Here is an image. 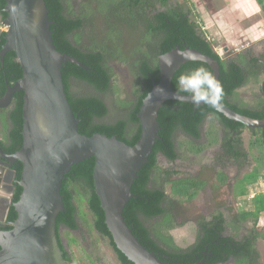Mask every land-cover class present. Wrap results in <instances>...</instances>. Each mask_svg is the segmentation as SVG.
Here are the masks:
<instances>
[{
    "label": "trees",
    "instance_id": "16d2710c",
    "mask_svg": "<svg viewBox=\"0 0 264 264\" xmlns=\"http://www.w3.org/2000/svg\"><path fill=\"white\" fill-rule=\"evenodd\" d=\"M48 17L52 23L50 31L52 33L53 44L57 51L76 59L82 67L74 64H65L62 67V82L65 87V94L69 106L75 116H77L79 134L91 137L94 134L105 135L116 139L132 147L136 144L140 135V126L137 114L143 98L151 90L154 84L159 82L158 57L168 53L174 48L183 50L189 48L200 52L219 65L218 81L222 85L223 98L220 103L229 107L234 112L254 119L264 120V99L253 108L246 107L237 100V90L246 85L250 80L256 81L257 74L251 73L247 67L246 54H238L237 59L229 61L221 60L214 52L212 43L206 38L199 28L190 4L187 1L178 2L173 9L169 7L170 0H98L96 10L91 5L85 3V20L93 19L97 12L102 17L114 15L118 12L119 17L128 15L125 21L128 23L127 39L137 37L135 26H141L145 30V36L135 41L130 46L122 45V38L115 35L116 30L105 31V37L101 42L92 41V48H88L84 43L79 28L84 27V22L78 17L72 16V5L70 0H44ZM257 4L264 12L263 0H256ZM126 4V6H125ZM159 5V10L155 16H149L154 11V5ZM5 1L0 0L1 23L6 15L2 12ZM126 7L127 9H123ZM139 9L138 11H136ZM148 13V19L143 26L138 23L137 15ZM124 13V14H123ZM91 19V20H92ZM154 20V22H153ZM94 22V20H93ZM145 26H148L146 30ZM158 33V38L154 41L152 36ZM5 32L0 34V48L4 44ZM155 39V38H154ZM90 41V40H89ZM126 42V41H124ZM153 42V43H152ZM124 47V48H122ZM112 63L127 64L137 75L135 98L131 102H122V107L126 113L113 122H104L108 116V108L103 97L110 90L112 82ZM205 67L203 63L190 62L182 66L174 75L171 83L173 91H177V78L182 73H188L197 67ZM22 77L20 65L17 63L13 53H7L0 63V97L4 94L7 86H12ZM80 85L90 93L75 95L72 92L73 86ZM183 93V92H181ZM190 95L189 93H184ZM11 105V154L16 153L22 144V104L23 94H15ZM206 121L212 126L215 123L224 133L223 142V162L233 160L238 170L246 165V159L239 150L233 152L229 142L233 132L241 133L243 125L234 123L222 115L215 112L210 106L203 105L194 107L191 104L168 101L158 112V140L149 157L148 164L144 165L137 174V179L131 187L132 198L128 201L123 210V219L127 227L131 230L137 241L149 252H152L161 262L167 264H224L230 258L236 260V264H244L257 261L258 255L254 247V242L258 239L264 242V228L256 230V224L260 213L264 212V193L258 194L251 200L252 210L239 211L235 215V222L243 223L252 220L255 225L246 237L240 242H235L234 237L227 236L226 222L221 212L215 214L210 221L199 219V233L195 242L186 249H180L175 244L169 231L173 230V207L183 202H192L207 185L200 177H190L184 179L171 180L169 192L166 193L164 186H153L150 184L151 174L157 166L158 155L163 156L169 163L175 162L180 151L184 159L189 156L199 157L204 149L212 148L219 143V132L209 126L202 133V127ZM192 139L186 144L175 143V134ZM260 139L256 141L254 147H260L264 157V129L259 130ZM205 136L206 144L195 145L197 140ZM257 132H253L256 136ZM262 139V140H261ZM255 142V141H254ZM239 141V145H240ZM18 177H20L21 166L19 165ZM93 168L94 160L91 158L71 167L65 175L60 194L63 198L64 212L56 218V235L59 247L63 252V258L69 264H76L75 260L68 255L61 243L59 228H65V236L69 238V233L78 228V209L76 200L82 198L84 206L88 212L92 229L101 236L109 240V245L114 249L118 257L117 264H132L122 254H120L111 239L105 226L104 214L100 208V203L94 193L93 188ZM264 170V165L258 170L252 171L242 179V187L236 190V194L244 196L246 193L243 184H253L259 179L260 171ZM217 180L220 185H224L227 176L217 172ZM264 180V177H263ZM21 193L18 188L13 201L16 202ZM16 215L12 210L9 220L14 221ZM153 222L154 227L149 224ZM244 225L241 226V229ZM11 227L7 228L10 230ZM253 237L252 240L249 238Z\"/></svg>",
    "mask_w": 264,
    "mask_h": 264
},
{
    "label": "water",
    "instance_id": "95a60500",
    "mask_svg": "<svg viewBox=\"0 0 264 264\" xmlns=\"http://www.w3.org/2000/svg\"><path fill=\"white\" fill-rule=\"evenodd\" d=\"M4 1L6 30L0 62L7 53H13L22 77L6 87L0 109L8 107L18 93L23 94V104L22 144L8 158L12 164L21 165V193L13 204L16 217L10 223L11 229H0V264H69L56 235V218L64 212L60 190L71 167L91 158L94 193L116 250L132 264H167L137 241L123 219V210L132 198L137 174L148 164L159 138L157 119L163 105L168 101L194 107L208 105H196L190 95L173 91L174 75L185 64L198 62L207 65L218 80V63L187 47L159 56V82L143 98L137 114L140 135L136 144L130 147L115 136L86 137L78 132L79 121L69 106L61 73L65 64L82 65L54 46L45 1ZM169 57L173 60L171 67L162 61ZM261 91L264 96V81ZM210 107L250 131L264 129V120L242 116L222 103L218 108Z\"/></svg>",
    "mask_w": 264,
    "mask_h": 264
},
{
    "label": "rangeland",
    "instance_id": "374dc122",
    "mask_svg": "<svg viewBox=\"0 0 264 264\" xmlns=\"http://www.w3.org/2000/svg\"><path fill=\"white\" fill-rule=\"evenodd\" d=\"M76 2L78 9L79 4L83 0H71ZM178 2L187 1L190 4L193 18L197 22L199 28L204 33L206 38L212 43V47L215 52L224 58L223 51L226 49L229 52V57L233 58L236 54L246 51L251 52L252 55H259L261 49L264 47V12L257 4L256 0H177ZM6 30L0 19V33ZM127 39V35H124ZM132 39V36L131 38ZM244 51V52H243ZM115 64L116 70H112V82L110 90L103 97L105 104L108 108V116L104 119V122H113L114 120L123 117L126 113L122 107V102H131L135 98L137 88L135 86L137 81V75L133 68L131 69L127 64ZM259 82L250 80L248 84L237 90V100L244 104L246 107H252L257 105L259 99L256 95L259 91ZM72 92L75 95L82 93H90L86 88H82L80 85L73 86ZM212 126L209 121H206L202 127V133L206 129ZM219 132V138L221 128L215 123L212 126ZM255 139V140H254ZM260 138L253 136L249 131L243 130L239 145V151L247 157L246 165L238 170L237 165L233 160L221 159V153L219 146L208 148L206 152L202 153L199 157H187L184 159V155L180 151V156L177 161L169 163L163 156L158 155L157 166L151 174L150 184L153 186H164L165 192H169L168 183L175 179H184L190 177H196L199 169H204V180L209 182V185L216 186L218 190L224 188V185L219 184V180L216 178V173L221 172L227 176L230 181V188L227 198H223L216 201L211 196V188H206L200 192L196 199L192 202H183L177 206L178 210H172L174 223L173 230L168 234L174 241V244L180 249H186L191 246L199 233L198 218H202L206 221H210L211 217L222 212L226 222L227 236L234 238H240L242 235H246L249 230L253 229L255 225L252 220L240 223L235 222V215L239 211L252 210L251 200L254 196L264 193V170L260 171L259 179L253 184H243L246 189L244 196L236 194V190L242 187V179L250 174L254 170H259L264 165V157L261 148L254 147L256 141ZM175 143L184 145L190 139L177 133L175 136ZM255 141V142H254ZM206 139L203 137L195 145L202 146L206 144ZM223 157V156H222ZM201 178V177H200ZM202 179V178H201ZM203 180V179H202ZM203 180V181H204ZM223 190V189H222ZM221 190V191H222ZM224 192L222 195L224 196ZM220 198V197H218ZM84 200L82 198L76 200L78 209L79 221L78 224L84 231H88L89 237L92 239L96 235L92 233V224L88 215V212L84 206ZM221 203L223 206H228L227 212L223 206L218 207L217 204ZM181 207V208H180ZM176 209V208H175ZM244 228L241 229V226ZM150 227H154V223L149 224ZM264 228V212L260 213L256 230ZM64 231V229L62 230ZM69 238L65 236V231L62 232V240L66 243L71 242L70 239L75 238L76 234L69 233ZM69 240V242H68ZM70 252L71 257L75 260L76 264H115L116 260L111 256L105 248H101L100 252L88 253L85 250L84 242L73 243L70 248L66 246ZM255 248L259 256L260 264H264V242L260 239L256 240ZM99 258V259H96ZM96 259V260H95ZM101 260L102 263L99 261ZM228 264H236V260H232ZM246 264V261L245 263Z\"/></svg>",
    "mask_w": 264,
    "mask_h": 264
},
{
    "label": "flooded vegetation",
    "instance_id": "af4514ba",
    "mask_svg": "<svg viewBox=\"0 0 264 264\" xmlns=\"http://www.w3.org/2000/svg\"><path fill=\"white\" fill-rule=\"evenodd\" d=\"M97 1L98 0H83L79 4L78 9H77L76 2L70 0L71 5H72V13H73L72 16L78 17L80 19L82 17V15L85 14V11H86L85 7L83 6L85 3H87V4L89 3L91 5V8L93 10H96L95 3ZM62 2H63V0H62ZM169 4H170L169 7L173 8V9L177 6L175 0H170ZM125 6H126V4H125ZM123 9L125 10L127 8L123 7ZM138 10L139 9H137L136 11H138ZM154 11H155V13L152 12L149 16H151V15L155 16L158 11H163V10H159V5L155 4L154 5ZM95 13L96 14L94 15L93 19L90 18L89 20L88 19L85 20L84 17L81 18L83 20L80 19L82 22H84V25H83L84 27L79 28V32H81V37H83V40H84L83 42L87 43L88 48L93 47L91 40L96 41V42H101L103 40V37H105V31L110 30L111 28L116 30L115 35L118 36V38L119 37L122 38V40H121L122 45L125 46V48L122 47V48H124V50L126 49V46L132 45V43H135V41H137L138 39H141L142 37L145 36L144 28L141 26H135L134 28H135V31L137 33L136 39H135V37H132V39H128V40H126L124 38V35L129 34L127 32V29L129 28L128 23L125 21V19H123V17H125V16L127 18L128 15H126L124 13H123L124 16H122V17L121 16L119 17L118 12H116L113 16L107 15V17H102L101 14H98L97 12H95ZM0 17H1V14H0ZM137 18H138V23L144 26L146 24V22H145L146 19H148V13L146 11H145V13L142 12V14H140L139 16L137 15ZM93 20H94V22H93ZM153 22H154V20H153ZM145 28H146V30H148V26L147 27L145 26ZM152 38L155 41L158 38V33L154 34L152 36ZM124 41H126V42H124ZM213 50H214V48H213ZM214 52H215V50H214ZM228 53L229 52H227L226 49L223 51L224 58H222V56H219L217 53L216 54L221 58V60L229 61L232 59H237L238 54H236L233 58H230ZM244 53L246 54V57H247L246 59L248 61L247 67H249L251 69V71H250L251 73L257 74L256 81L258 79L260 80L259 88H258L259 91H258V94L256 95V97H257V99H264V96H263L262 91H261V86H262V83L264 81V47L261 49L260 54L256 55V56H254L255 54L252 55L251 52L246 53V51H245ZM239 54H242V53H239ZM0 63H3V62H0ZM110 66L113 68V70H116L115 64H110ZM246 85H244V86H246ZM244 86H242V87H244ZM242 87H240V88H242ZM0 91H1V89H0ZM3 96H4V94L0 97V99ZM12 102L13 101L10 102L8 107L0 109V229L1 230H7V228L11 227L10 223L12 222V220H9V214L13 210V204L15 203L13 201V198H14V195H15L17 189L19 188V186H18L19 167L18 166L20 164L19 163L12 164L10 161H8V158H10L13 155L9 151V149L11 148L10 135H11V105H12ZM259 102L260 101H258V103ZM255 106L256 105H254L252 107L251 106L250 107L248 106V107L253 108ZM243 130L249 131L251 135H253V132H257L256 136H258L260 138V133H259L260 129L255 130V131H250L244 127L243 129H241L240 134H238L237 132H233L232 136L229 139V142L231 144V149L233 150V152H236L239 149V141H240V137H241ZM175 136H176V134H175ZM203 137L205 138V136L203 134H201V137L199 138V140H197V142H199L201 140V138H203ZM223 138H224V133H221L220 138H219V143L217 144V146H219V151L221 153V159H223V157H222L223 156V145L226 144L225 142H223ZM190 140L193 141L192 139H190ZM206 150L207 149H204L202 151V153L206 152ZM216 175H217V173H216ZM203 176H204V169H202V166H201V169H199L196 177H201L204 180ZM216 178H217V176H216ZM209 184L210 183L207 182V185L204 188V190L207 187L211 188V191H212L211 196L216 201H219L223 198H227L228 195L230 194V193H228L229 188H230V181L228 179L223 186L224 188H222L223 190L222 189L218 190V188L216 186H212ZM222 192L225 193L224 196L222 195ZM218 197H220V198H218ZM217 206L220 207L223 205L221 203H218ZM223 207H224V210L227 209L226 210L227 212L230 210L228 206H223ZM173 210L174 211L178 210L177 206L176 207L174 206ZM219 212H221V211H219ZM212 217H211V219H212ZM198 219H203V217L198 218ZM63 229L65 231L64 227L59 228V234L60 235H62V232H64V231H62ZM249 231H251V230H249ZM93 232L96 236L91 239L88 235L89 234L88 231H84L83 228L78 224V228L76 230L70 232L71 234H76V237L75 238L72 237V239H70L71 242H69V240H68L69 243H66V244L69 245V248H70V246L73 243H76L78 241L81 243L84 242L85 250L88 253L93 254L94 258L96 257V254L94 252H100L101 248H105L106 251L109 252L112 257L115 258V260H116L115 264H117L119 260H118L116 252L109 245V240L107 238L101 236L96 230L92 229V233ZM244 237H246L245 234L240 236V238H234V241L240 242L244 239ZM60 239H61V243H62L65 251L68 253L69 256H71L69 250L66 247L67 245H65V243L62 240V237ZM249 239L252 240L253 237H250ZM255 243H256V241L254 242V247H255ZM257 255H258V253H257ZM96 259H99V258H96ZM232 260L235 261V259L230 258L224 264H228ZM99 262L102 263L101 260ZM246 264H260L259 256H258L257 261L250 262V259H248Z\"/></svg>",
    "mask_w": 264,
    "mask_h": 264
},
{
    "label": "clouds",
    "instance_id": "9594fccd",
    "mask_svg": "<svg viewBox=\"0 0 264 264\" xmlns=\"http://www.w3.org/2000/svg\"><path fill=\"white\" fill-rule=\"evenodd\" d=\"M162 61L169 67L173 64V60L170 57L162 59ZM158 90L162 92L161 89ZM177 91L189 93L192 102L196 105L205 103L214 108H218L224 95L219 81L212 72L202 66L195 68L191 72L179 75L177 78Z\"/></svg>",
    "mask_w": 264,
    "mask_h": 264
},
{
    "label": "built area",
    "instance_id": "2783aa9c",
    "mask_svg": "<svg viewBox=\"0 0 264 264\" xmlns=\"http://www.w3.org/2000/svg\"><path fill=\"white\" fill-rule=\"evenodd\" d=\"M263 5H264V0H263Z\"/></svg>",
    "mask_w": 264,
    "mask_h": 264
}]
</instances>
